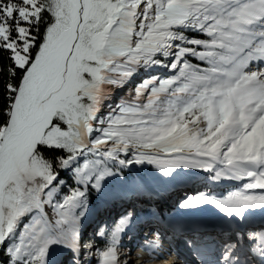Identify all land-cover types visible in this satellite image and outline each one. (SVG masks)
<instances>
[{
	"label": "snow or ice",
	"instance_id": "1",
	"mask_svg": "<svg viewBox=\"0 0 264 264\" xmlns=\"http://www.w3.org/2000/svg\"><path fill=\"white\" fill-rule=\"evenodd\" d=\"M0 264H264V0H0Z\"/></svg>",
	"mask_w": 264,
	"mask_h": 264
}]
</instances>
